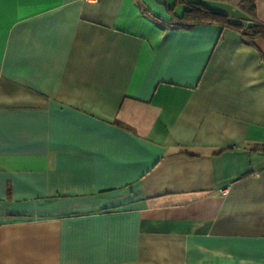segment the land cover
Listing matches in <instances>:
<instances>
[{"label": "crops", "instance_id": "1", "mask_svg": "<svg viewBox=\"0 0 264 264\" xmlns=\"http://www.w3.org/2000/svg\"><path fill=\"white\" fill-rule=\"evenodd\" d=\"M198 1L0 0V264H264V38Z\"/></svg>", "mask_w": 264, "mask_h": 264}, {"label": "trees", "instance_id": "2", "mask_svg": "<svg viewBox=\"0 0 264 264\" xmlns=\"http://www.w3.org/2000/svg\"><path fill=\"white\" fill-rule=\"evenodd\" d=\"M245 9L252 13L253 4L250 1H245ZM177 22V28L186 30L192 26L204 25V24H215L221 27H233L241 32V35L247 42L252 43L255 39L264 38V26L258 23L255 19L249 18L247 22H251L248 26L232 24L222 13L215 12L207 7L205 4L193 1L189 2L187 8L183 11L182 15L175 18ZM264 151V145L257 146Z\"/></svg>", "mask_w": 264, "mask_h": 264}]
</instances>
